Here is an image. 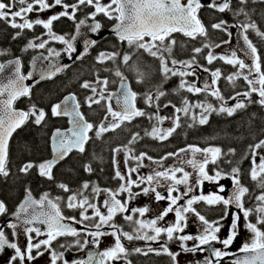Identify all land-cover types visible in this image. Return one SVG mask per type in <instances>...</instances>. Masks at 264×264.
Segmentation results:
<instances>
[{
	"label": "snow or ice",
	"instance_id": "1",
	"mask_svg": "<svg viewBox=\"0 0 264 264\" xmlns=\"http://www.w3.org/2000/svg\"><path fill=\"white\" fill-rule=\"evenodd\" d=\"M235 2L236 7H233L234 0H207V3H204V0H186V3H182V0H110L109 4H103L102 0H74L73 3H68L67 0H51V2L49 0H7V2L0 0V21L8 23L13 29L21 30L15 34L14 38L21 37L24 29L32 30L34 26H42L47 30L41 36H34L30 39L24 49L27 51L29 48H39L47 51V55H41L39 65L35 66L39 73V80L35 81L36 83L51 79L70 67V65L60 63L63 59L60 50L46 47L50 41L63 44L65 46L64 54L73 63L83 60L86 55L90 54V49L99 42L87 38L84 28L86 27L87 31L99 35L102 25L95 18L98 14H103L109 19L115 18L118 21L113 32L121 42L127 41L129 45L135 44L137 49H144L152 57L160 60L165 81L175 76L181 78L178 87L173 90L174 92L179 94L181 90H185L193 95H205L204 101L197 100L194 103L183 97L179 107L171 101L161 105L160 100L167 93L162 90V86H158L154 92L150 90L143 94L147 108L155 109L154 112H149L137 107L138 94L129 86L118 67L115 70V76L120 78V86L115 92L108 90L109 78L101 77L100 70L97 69L95 81H84L81 87L91 93L84 99V103L89 108L97 105L106 109L104 119L98 126L94 125L86 120L81 112V103L77 95L70 93L65 96L63 101L51 107L53 117L66 116L70 124L66 130L56 129L52 134V158L38 164L34 161L25 162L18 171L28 175L35 168L40 176L52 180L54 179V166L64 161L74 150L81 154L85 152V145L91 140L90 132L95 130L96 138H100L104 133L114 131L125 123L130 124L137 117H146L151 124V131L144 130L145 136L163 142L183 127L182 118H190L191 123L187 124V127L194 128L197 125H206L212 114H226L228 117H232L237 111L246 109L253 103L264 107V53L260 52L248 35L250 31L255 32L261 40H264V31L252 19L253 10L248 8L249 3H264V0H235ZM57 6L62 10L59 13H53L47 19H42L38 15L36 19L30 20L27 16L32 12L42 13L52 10ZM86 7L94 9L89 14L92 20L90 24L86 22L88 17L76 21V14ZM204 7L220 13L231 12L236 18V23L232 25L222 19L211 25L213 30L226 32L229 36L231 33L228 32V28H237L244 43L239 48H232L230 55L228 52L222 54L214 52L215 48L230 41H221V43L211 41L206 26L198 16L199 11ZM240 17L244 19L240 20ZM17 18L22 22H17ZM61 18L75 21L74 35H59L53 31L54 22ZM177 32L193 41L200 37L204 38L201 46L192 48V55L188 59L178 60L172 55L177 44L172 34ZM44 35L48 39H43ZM78 37L83 40V50L77 54ZM145 37L150 39L145 41ZM35 40L41 42L35 43ZM183 46L181 44V47ZM205 50H207L206 54ZM238 52L242 53V56H238ZM0 54L3 53L0 52ZM119 55V52L101 51L96 57V63L101 65L106 61L115 63ZM201 57L209 66L217 60L231 65L235 71L224 78L233 89L238 87L237 81L243 79L247 84V89L242 92H234L233 95L226 98L217 87L218 81L223 76L221 68L213 70L200 64ZM122 59L124 63H127L130 59L129 54H125ZM169 61L171 67H169ZM9 63L14 64L15 71L12 77L7 79V83L0 82V177L2 178H7L11 174L8 167L10 162L9 142L13 133L30 120L36 125H41L46 120L45 110L38 108L35 104L31 105L27 111L14 108L13 105L17 99L22 96H30V87L23 82L32 79L36 73L29 72L26 76L21 75L19 59ZM103 70L110 71L107 68ZM4 71L5 65L0 64V73ZM198 71L208 73L211 82H209L208 76H205L202 86H198L197 81H200V76L197 75ZM138 74L143 80L144 73ZM185 77H195V80L190 82ZM209 94L219 102L218 107L208 102ZM253 94H256L258 99L253 100ZM228 100H233L235 103L229 105ZM106 101H114V106L112 103H105ZM169 107H172L174 111L167 115H161V112ZM194 109H200V112L197 114L193 111ZM165 121H169L170 126L168 128L160 127ZM141 139L143 137L140 133L134 132L127 144L112 150L113 179L122 181L118 189H101L99 185L88 181L83 182L81 187L75 191L64 183L58 185L64 192L71 193L67 197L66 207L74 212L78 211L79 219L75 215L65 216L63 214L60 197L52 199L45 193L39 200H36L32 197L31 189L26 188L25 200L19 205L16 212L11 214L15 217V222L9 221L6 222V225H0V253L6 249L12 250V255L6 264H17V261L19 264H26V262L31 264L34 260L42 257L45 252L50 253L51 264H57L60 260H63V264H111L112 261L118 260H123L125 264H132L128 257L133 254L168 255L172 264H178L177 257L180 252L208 253L203 260H196L194 264H220V261L227 256L232 257L230 264H264V230L259 227V225H264V154L259 151L264 149V139L254 145H249L248 152L244 157L246 159L249 154L251 155L250 177L256 187L260 189V193L254 197L255 203L250 208L245 207V204L247 200L252 199L253 193L242 183V172L239 165L231 167L230 172H225L219 167L220 160L223 157L234 155L235 149L229 148L227 152H224L220 147L200 148L196 145H186L185 148L168 152L156 160L144 152L136 155L133 145ZM120 152L124 153L123 171L120 168V161L117 159ZM183 152H190L191 158L181 157L175 161L174 165L166 168L163 166V160L178 157ZM257 156H259V164L256 163ZM145 158L157 164V167L152 168L146 176L140 173V168L146 167L143 164ZM130 161H135L134 167L130 165ZM226 162L231 163V161ZM209 164L214 166V175L206 170V166ZM83 167L85 172L92 173L94 171L91 163H87ZM187 167H191L193 171H187ZM132 173L136 174L135 180L131 178ZM178 173L182 175L178 176ZM222 178L232 181L230 189L223 184H218ZM205 181L215 183L217 185L216 192L203 194L201 191V194L196 195V191L202 189ZM133 186L139 188L140 191L133 192ZM181 186H183V190H181ZM158 189L165 190L167 195ZM101 192H104L108 199L98 206L93 201L98 199ZM225 192L228 193L227 196L220 194ZM124 193H127L126 199L118 198ZM139 195L152 196L156 202L167 201V205L157 210L147 206L129 208L130 202ZM180 201H184V203L181 204ZM201 202L209 208L223 205L222 215L210 221L203 211L196 207ZM101 207L106 209V213L101 212ZM89 209L92 210L91 215L88 214ZM230 209H235V211H230ZM145 213H151L152 218L137 219L133 215L138 214L139 217H144ZM8 214L6 203L0 200V215ZM169 214H174V221L166 219ZM241 214L244 219V228L252 234V237L250 241L246 240L237 252H229L227 249L239 234ZM118 215L122 216L131 231H125L124 226L116 222L115 218ZM192 215L199 222L197 232L187 234L185 230L189 227ZM252 215L256 216V223L251 221ZM229 216H231V223L226 225L224 222L228 220ZM75 224H79L81 227L77 229ZM40 225L43 226V229ZM199 225H203V227L201 228ZM225 227L228 228V234L221 238L219 234ZM5 228L12 230L13 237L26 236V246H20L17 242L9 240ZM32 233H35L36 237L46 235L47 238L34 243ZM106 235L114 237V245L104 251H89L86 259L81 258L68 262L64 260L63 252H57L52 248L53 242L60 237L74 238L59 245L60 248L68 251L73 248L82 251L89 244L98 248L101 239ZM123 240L128 242L143 241L144 246H134L129 251L122 242ZM188 241H195V243L188 246ZM175 242H179L180 251L178 252L171 251L169 247ZM153 244L157 247H153ZM215 244H221L223 248H217L214 246Z\"/></svg>",
	"mask_w": 264,
	"mask_h": 264
},
{
	"label": "flooded vegetation",
	"instance_id": "2",
	"mask_svg": "<svg viewBox=\"0 0 264 264\" xmlns=\"http://www.w3.org/2000/svg\"><path fill=\"white\" fill-rule=\"evenodd\" d=\"M7 2V0H5ZM51 2V0H49ZM68 3H73L74 0H67ZM103 4H109L110 0H102ZM204 3H207V0H205ZM237 4L234 0L233 7H236ZM248 8L250 10H253L252 14V19L257 23L258 27L264 31V3H249ZM62 9L57 6L55 9L44 11L42 13H37V12H32L27 14L28 18L30 20H34L37 18L39 15L40 18L42 19H47L49 18L53 13H59ZM94 9L92 7H86L79 11L76 14V21L80 19H87V24L92 23L91 18L89 17V14L93 12ZM203 12L204 16L206 18V21L208 23L209 20L207 17L210 15L207 14V12L217 15L216 19L214 20L213 23L218 22L219 20H225L229 23V25H232L236 23V18L232 15L231 12H224L220 13L218 11L209 9L207 7L202 8L198 16L200 18V13ZM98 22L101 23L102 28L99 33V35L93 34L89 31H87V28H84L85 36L90 39H95L98 40L99 42L97 45L93 48L90 49V54L86 55L83 60L76 61L73 63L67 58V55L64 54L63 49L64 45L56 42V41H50V43L46 47H51L56 50H60L63 56V59L60 61L62 64H67L70 65L64 72H61L57 74L55 77L51 79H45L43 81H40L39 83H31V81H37L39 80V73L36 70V65H39V57L41 55L46 56L47 51L46 49H39V48H29L27 51H25V47L27 43L29 42L30 39H32L34 36H41L43 33H45L47 30L43 29L42 26H34V29H24L23 30V35L19 38H14L15 34L17 32H20L21 30L19 28L13 29L9 26L8 23L4 21H0V52L3 54H0V64H4L5 66L10 65L8 68V71L11 75H13L15 71L14 64L9 63L10 61H15L16 59L20 60V73L21 75H27L29 72H34L36 73L32 79H27L23 83L26 84L27 86L30 87V96H22L19 99H17L14 102V108L16 110H24L27 111L29 110L30 106L35 104L37 105L38 108H42L46 112V120L45 122H42L41 125H36L34 122L31 120L27 122L24 126L21 128L17 129L12 137L10 138V150H11V143L14 135L26 128H39V127H44L46 129V142H47V154L45 157L40 159L39 161H36V163H40L42 161H46L52 158V150H51V137L52 134L56 129H60L62 131L66 130L68 127H70L69 124V119L66 116H61V117H53L51 114V107L54 104L60 103L63 101L64 97L69 95L70 93H75L77 95V98L79 102L81 103V112L84 114L86 120L89 122L93 123L94 125L98 126L100 121L104 119V116L106 114V109L101 106L93 105L92 108H89L85 103L84 99L87 95H90V91L85 90L81 87V84L84 81H95L96 78V71L97 69L100 70L99 75L101 77L107 76L110 80V83L108 84V90L111 92H115L120 84V78L115 76V70L118 67L119 70L122 72L126 80L129 82L130 87L132 88L133 91H135L138 94L137 97V107L140 109H145L149 112H154V108H147L144 99H143V94L148 92V91H155L158 86H162V90H164L167 94L165 97L161 98L160 104L163 105L167 103L168 101H171L174 105L177 107L181 106V100L183 97L188 98L189 101L191 102H196L197 100L199 101H204L205 100V95L204 94H199V95H193L192 93H189L185 90H181L179 94L174 92L173 90L176 89L180 83V77L175 76L171 77L167 81L164 80V73H163V68L161 65V62L158 58L152 57L149 52L145 51L144 49H137L136 45H129L127 41L121 42L119 39H116L115 37L111 36L109 34V31L116 25L118 22L115 18L109 19L108 17L104 16L103 14H98L95 18ZM203 22L205 23L202 18H200ZM243 17H240V20H243ZM17 22H22L17 18ZM210 24L207 28L208 30V36L210 39H212L213 42L215 43H221V41H230L229 43H223L221 44V47L215 48V50H219L220 54L228 52L230 55V50L232 48H237V43H236V34L238 33L237 28L235 27H229L228 32L231 33V36H229L226 32L222 31H217L213 30L211 28ZM205 25V24H204ZM53 31L56 34L59 35H65L67 34L68 36L74 35L75 34V21L69 20L67 18H61L59 21L54 22V27ZM209 32L215 33L214 38L209 35ZM250 40L259 48L261 53H264V40H261L260 37L256 35L255 32H249L248 33ZM238 36V35H237ZM102 37V39H101ZM172 37L176 39L177 44L173 49L172 55L178 59V60H185L188 59L192 55V50L189 48V43H190V38L185 37L181 34H176L173 33ZM43 39H48L46 35L43 36ZM145 41H148L150 38L145 37ZM35 43L41 42L40 40H35ZM188 42V43H187ZM183 43L184 46L180 47L178 44ZM77 54L83 50V40L81 37H78V43H77ZM222 46H225L224 49H222ZM101 51H106V52H119V57L115 61V63L111 61H106L103 65L97 64L96 63V57ZM180 53L182 55H180ZM207 53V50H205V54ZM125 54H129L130 59L128 60L127 63L123 62V56ZM142 55V57H138V55ZM176 54L178 56H176ZM167 56V53H165ZM180 55V56H179ZM238 56H242V53L238 52ZM143 58L145 62H148V64H151L152 67L154 68L155 72L154 74L150 76L144 75V79L141 80L138 72V62L137 59ZM73 59H75V56H73ZM133 60V61H132ZM133 62V63H132ZM200 64H203L205 66L210 67L211 69H216V68H221L223 76L222 78L218 81L217 87L221 90L222 94L227 98L230 97L231 95L234 94V92H242L247 89V84L243 79H240L237 81L238 87L235 89L232 88L231 84L224 78L227 75L233 73L235 69L231 65L224 64L223 61L217 60L214 61L212 65H207L206 61L201 57L199 60ZM248 63H251V61H248ZM169 67H171V63L169 61ZM110 69V71H104L103 69ZM75 75V76H74ZM74 76V79L78 80L77 86L75 89L70 90L69 92H65L62 95H60L57 99L53 100L50 102L48 105H39L35 101V95L38 92L39 88L48 82L52 81H65V80H70ZM200 81H197V85L201 86V79L204 78L205 76H208L209 82H211V77L208 73H200ZM12 77V76H11ZM186 80L188 81H193L195 80V77H185ZM145 80V81H144ZM114 81V82H112ZM99 86V85H98ZM242 98V97H241ZM253 100L258 99L256 94H253L252 97ZM207 100L209 103L213 104L214 106L218 107L219 102L216 101V99L211 96L210 94L207 96ZM230 101V100H228ZM105 103H112L114 106L113 101H106ZM252 107L259 108L260 110L264 111V107H261L259 104H250L246 109H242L237 111L234 115L237 113L247 111L248 109H252ZM174 109L172 107H169L161 112V115H167L169 113H172ZM195 113H199L200 109H194L193 110ZM182 115V114H181ZM233 115V116H234ZM232 116V117H233ZM214 117L219 120L223 118H229L226 114L224 115H216L212 114L210 116V119ZM34 119V118H33ZM111 119V118H109ZM209 119V121H210ZM181 123L183 124V127L179 128L177 132L169 137L168 140L160 142L158 140H154L151 137L145 136L144 135V130L147 129L151 131V124L149 120L146 117H137L135 120H133L130 124L125 123L120 128L115 129L114 131H108L102 135L100 138H96L95 136V130L89 133V136L91 137V140L86 143L85 149L87 150L88 148L90 149V152H88L85 161H82V165L84 166L87 163H91V161L95 162L97 169H94L92 173H88L84 171L83 167V172L87 176L86 179L80 180L76 185H67L69 188H71L73 191L79 189L83 182L88 181L95 183L100 186L101 189L104 188H110V189H118L119 185L122 183V181L118 179H113L114 176V169L112 165V155L113 152L112 150L114 148H117L119 146L125 145L128 143V141L131 139V135L134 132H139L141 139L138 143L133 145L136 155H139L141 152L147 153V156L153 157L156 160H159L160 157L164 156L168 152H175L177 149L185 148L186 145H196L200 148H205V147H220L224 152H227L229 148L228 146H223L222 141L219 139H214V138H206L201 135H199V128L205 127L206 125H197L194 128H188L187 124L191 123L190 118H182ZM170 126L169 121H165L163 125L160 127L162 128H168ZM120 134L122 136L121 139H118L116 142H112L110 140H107L110 136H113L114 134ZM261 139H264V135L258 138L256 141H259ZM107 143V144H106ZM106 144V145H105ZM255 141H252L250 143H247L245 146V149L243 152H237L235 149L234 155H229L227 157H223L220 162H219V167L222 168L225 172H230L231 167L239 165L241 172H242V183L247 186L251 192L253 193V197L250 200H247L245 207H252L253 204L255 203V195H258L260 193V189L256 187V184L254 181L251 180L250 177V169L252 167V157L249 154L248 157L245 159V154L248 152L249 145H254ZM101 145V146H99ZM103 146H106L107 151L103 153L104 162L99 166V162L97 161L98 159V154L95 152V149H100L103 148ZM234 149V148H232ZM86 150L84 153H79L78 151L74 150L72 153L69 154V156L64 160L59 162L56 166L53 168V176L54 179L49 180L46 177H42L39 175L37 169H32L31 172H34L35 175H37L40 178H43L46 182H48L47 185L41 188H36L35 192H32V197L36 200H39L41 196H43L45 193L49 195L50 198L55 199L56 197L61 198V207L63 209V214L65 216H73L75 215L77 219H79V212L76 211L74 212L73 210H70L66 207L67 203V197L71 193H66L64 192L58 185L60 183H63L59 179H55V172L57 168H60L63 163H65L68 159H77V158H82L84 154L86 153ZM261 151L262 154H264V149L259 150ZM200 156V154H197ZM181 157L184 158H191V153L190 152H183L180 153V156L175 157V158H168L166 160H163V166L169 167L174 165L175 161L180 159ZM202 158V157H201ZM117 159L120 161V168L123 171L124 170V153L120 152L117 155ZM226 161H231V163H227ZM259 156L256 158V163L259 164ZM143 164L146 165V167L140 168V173L143 175H148L151 171L152 168H156L157 164L152 163L148 159L143 160ZM131 166H135V161H130ZM109 167V168H108ZM187 171L192 172L191 167L186 168ZM206 170L210 172V174L214 175V166L209 164L206 166ZM14 171V170H12ZM19 172V171H18ZM20 173V172H19ZM23 174V173H20ZM182 175L180 173L177 174ZM2 178V177H0ZM131 178L133 180L136 179V174L132 173ZM3 179V178H2ZM65 184V183H64ZM218 184H223L227 186L229 189L232 186V181L228 178H222L221 180L218 181ZM146 186V185H144ZM143 187V186H142ZM30 188V185H24L23 186V192L19 197H16L17 199L12 202V204L8 205L1 197L0 200L4 201L6 203L7 209H8V215H0V225H6V222H15V217L11 215L12 213H15L19 205L25 200L26 197V192L25 189ZM31 189V188H30ZM163 192L164 195H167V192L163 189H158ZM181 190H183V186H181ZM217 190V185L215 183H209L207 181L204 182L202 189H199L196 191V195L201 194V191L203 194H209L210 192H216ZM90 191V189H89ZM133 192H139L140 189L136 188L133 186L132 189ZM221 195L227 196L228 193H220ZM175 195V193H174ZM118 198L124 200L127 198V193L121 194ZM105 199H108V196L104 193L101 192L98 199L93 201L97 203L98 206H101L103 204V201ZM247 199V198H246ZM181 204L184 203V201H180ZM167 201H160L156 202L154 200V197L152 196H144V195H139L136 199L132 200L129 204V208L133 207H143L147 206L153 210L161 209L163 207H166ZM200 210L203 211V214L211 221L215 220L219 215H222V208L223 205L219 206H214L209 208L206 206L203 202L199 203L196 205ZM230 211H235V209H230ZM101 212L106 213V209L101 207ZM92 210L89 209L88 214L91 215ZM131 214V213H129ZM137 219H151L152 214L151 213H145L144 217H139L138 214H133ZM191 215V214H189ZM169 221H174L175 217L174 214H169V216L166 218ZM251 221L253 223H256V216L252 215L250 217ZM116 222L119 224H122L124 226L125 231H131V228L129 225L123 220L122 216H117L115 218ZM226 225L231 223V216H229L228 220L224 222ZM199 222L197 221L196 217L194 215L191 216V220L189 221V227L186 228V233L187 234H195L197 232V226ZM77 229L81 227L79 224L74 225ZM201 228L203 225H199ZM40 227L43 229V226L40 225ZM261 230H264V225H259ZM8 239L12 240L13 242H17L20 246H26L27 244V238L24 235L19 236L18 238L13 237L12 235V230L5 228ZM107 230V229H105ZM22 231V230H21ZM228 234V228L225 227L222 229L221 233L219 234L221 238L226 237ZM33 236V242H38V240L46 239V235H41L39 237L35 236V233L31 234ZM252 237V234L249 233L245 228H244V219L241 214V219H240V230L239 234L234 240L233 244L230 246L227 251L229 252H237L238 249L242 246V244L248 240L250 241ZM72 237H60L58 238L57 241H54L52 244V248L55 249L57 252H63L64 254V260H67L68 262H71L72 260L75 259H81L87 257V253L89 251H104L105 249L111 247L114 245V237L111 235H106L101 239V242L98 246V248H94L93 245L89 244L87 245L82 251L77 250L73 248L72 250L68 251L65 249H62L59 247L60 244L65 243L66 241H71ZM90 239V237H89ZM126 247L131 251V249L134 246H144L143 241H133V242H128L126 240L122 241ZM195 241H188L187 244L188 246H191ZM217 248H223V245L221 244H215L214 245ZM153 247H157V245L153 244ZM171 251L173 252H178L180 251L179 249V242H175L169 245ZM12 255V250L11 249H6L3 253H0V264H6V261L8 258ZM33 255H35V252H33ZM208 255V253L203 252V253H184L180 252V255L177 257L178 264H194L196 260H203L204 256ZM241 255H243L241 253ZM129 260H131L132 264H172V261L168 255H155V254H149L148 256H144L141 254H133L128 257ZM232 260L231 256L224 257L221 261L220 264H230V261ZM17 264H19V261H17ZM28 264V262H26ZM31 264H51L50 260V253L45 252L44 255L33 262ZM57 264H63V260H60L57 262ZM111 264H125L123 260H118V261H112Z\"/></svg>",
	"mask_w": 264,
	"mask_h": 264
},
{
	"label": "trees",
	"instance_id": "3",
	"mask_svg": "<svg viewBox=\"0 0 264 264\" xmlns=\"http://www.w3.org/2000/svg\"><path fill=\"white\" fill-rule=\"evenodd\" d=\"M207 14L210 15L207 17L210 23L206 21L204 13H200V18L204 20L206 27L212 24L217 16L209 12H207ZM209 35L214 38L215 33L209 32ZM202 40V38H198L195 41L190 40L189 48L192 50L194 46H201ZM181 44L179 43L178 45L181 47ZM180 55L182 54L180 53ZM142 56L143 54L138 55V57ZM176 56L178 55L176 54ZM137 62L139 73L142 72L146 76L154 74L155 70L152 65L145 62L143 58L137 59ZM74 76L70 80L52 81L43 84L35 95V101L39 105H48L63 93L75 89L78 80L74 79ZM198 131L200 132L199 135L203 137L221 140L224 147L228 146L236 149L237 152H243L247 143L252 141L256 143L258 142L256 140L264 135V111L252 107V109L237 113L233 117L223 118L221 120L212 117L208 124L205 127L199 128ZM46 132L44 127H31L30 129H22L14 135L11 143L10 162L8 165L11 174L7 178H0V197L8 205L12 204V202L17 199L16 197L22 194L24 185L29 184L32 192H35L36 188H41L48 184L43 178L35 175L34 172L28 175L18 172L19 167L23 163L28 161L36 162L46 156ZM121 138L122 136L116 133L107 140L116 142ZM88 152H90L89 148L82 158L68 159L63 163L60 168H57L55 179H59L66 185H76L80 180L86 179L87 176L83 172L82 161H85ZM95 152L98 154V158L96 159H98L97 161L100 166L104 162V160H102L104 158L103 153L108 152L107 148L103 146V148L100 147V149H95ZM91 162L94 164L92 168L97 169L96 163L93 161Z\"/></svg>",
	"mask_w": 264,
	"mask_h": 264
},
{
	"label": "water",
	"instance_id": "4",
	"mask_svg": "<svg viewBox=\"0 0 264 264\" xmlns=\"http://www.w3.org/2000/svg\"><path fill=\"white\" fill-rule=\"evenodd\" d=\"M182 3H186V0H182ZM114 28V27H113ZM113 28L109 31V34L111 35V36H113V37H115V38H117V36H116V34L113 32ZM177 33H179V32H177ZM182 34V33H181ZM183 35V34H182ZM238 35V36H237ZM118 39V38H117ZM236 43H237V48H239V47H241L242 45H243V39L240 37V35L237 33L236 34ZM7 77L5 76V74L4 73H1L0 74V82H2V83H7ZM204 79V78H203ZM203 79H201V86H202V81H203ZM32 83H34L35 81H31ZM119 86H120V84H119ZM119 86H118V88H119ZM129 86H130V84H129ZM117 88V89H118ZM114 102V101H113Z\"/></svg>",
	"mask_w": 264,
	"mask_h": 264
},
{
	"label": "rangeland",
	"instance_id": "5",
	"mask_svg": "<svg viewBox=\"0 0 264 264\" xmlns=\"http://www.w3.org/2000/svg\"><path fill=\"white\" fill-rule=\"evenodd\" d=\"M224 48H225V46H222V49H224ZM215 53H216V54H220V51L217 49V50H215ZM200 73H201V72L198 71V72H197V75L199 76ZM97 87H99V86L97 85ZM234 103H235V101H233V100L228 101V104H229V105H232V104H234Z\"/></svg>",
	"mask_w": 264,
	"mask_h": 264
}]
</instances>
